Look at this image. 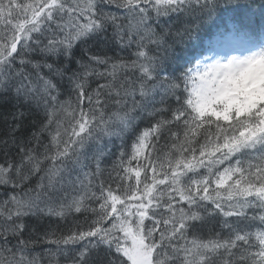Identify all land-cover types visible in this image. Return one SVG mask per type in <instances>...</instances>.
<instances>
[{"label": "snow or ice", "instance_id": "1", "mask_svg": "<svg viewBox=\"0 0 264 264\" xmlns=\"http://www.w3.org/2000/svg\"><path fill=\"white\" fill-rule=\"evenodd\" d=\"M0 264H264V0H0Z\"/></svg>", "mask_w": 264, "mask_h": 264}, {"label": "trees", "instance_id": "2", "mask_svg": "<svg viewBox=\"0 0 264 264\" xmlns=\"http://www.w3.org/2000/svg\"><path fill=\"white\" fill-rule=\"evenodd\" d=\"M130 141H129V145H130ZM80 220H83V217H80ZM78 223V221L72 219L71 217L68 219L67 224H64L63 222H61V227L62 228H68V227H73Z\"/></svg>", "mask_w": 264, "mask_h": 264}]
</instances>
